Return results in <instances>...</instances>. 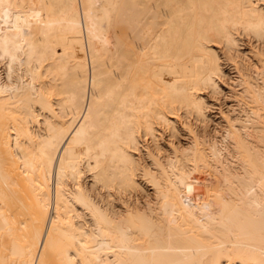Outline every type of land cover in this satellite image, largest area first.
I'll list each match as a JSON object with an SVG mask.
<instances>
[{
  "label": "bare ground",
  "instance_id": "obj_1",
  "mask_svg": "<svg viewBox=\"0 0 264 264\" xmlns=\"http://www.w3.org/2000/svg\"><path fill=\"white\" fill-rule=\"evenodd\" d=\"M0 264H264V0H0Z\"/></svg>",
  "mask_w": 264,
  "mask_h": 264
},
{
  "label": "rangeland",
  "instance_id": "obj_2",
  "mask_svg": "<svg viewBox=\"0 0 264 264\" xmlns=\"http://www.w3.org/2000/svg\"><path fill=\"white\" fill-rule=\"evenodd\" d=\"M247 40V38H243V44H242V48H244L245 50H247V48L249 47V45H251V43ZM249 43V44H248ZM245 52H247V51H245ZM227 65H225L224 67H226ZM229 68H230V70H231V67H226V68H224V70H226L227 71V74L229 73V75H230V77H233L234 76V74H233V70L232 71H229ZM228 69V70H227ZM228 78V77H227ZM229 81V80H228ZM230 82V81H229ZM225 87H226V85H222V88H224V91L226 90L225 89ZM224 93V92H223ZM208 102L210 103L208 106L210 107V108H208V113L210 114V116L212 117L211 119L212 120H210V121H207V123H205V127L203 126V124L202 123H200L199 121H196V120H193L194 118L193 117H190V119H189V121H191V118H193L192 119V121L190 122V123H192L191 125H192V127H194V128H199V129H204L205 131H206V133L207 132H209L208 134H210L209 136H214V135H217V134H219V132H221L222 131V124H220L221 123V119L219 118L220 116V114H219V111H223V112H226V110L228 109V106L231 104V103H229L230 102V98H228V96L227 97H225L224 95H222V96H220V100H217L216 102H215V100H214V98L212 99V97H208ZM218 103H220L221 104V106H220V104H218ZM228 103H229V105H228ZM214 107H213V106ZM218 105V106H217ZM222 108V109H221ZM207 125V126H206ZM201 126H202V128H201ZM204 127V128H203ZM203 132V131H202ZM164 134V135H163ZM163 136V137H162ZM162 139H164V140H166V139H168V138H166L167 137V135H166V133H162ZM165 136V137H164ZM182 139H184V137H181ZM147 139V140H146ZM145 140L146 141H148V137H145ZM136 198V197H135ZM142 201H144V199H141Z\"/></svg>",
  "mask_w": 264,
  "mask_h": 264
}]
</instances>
